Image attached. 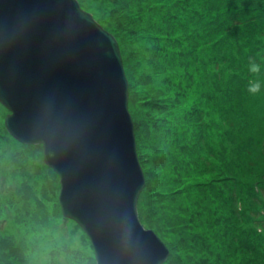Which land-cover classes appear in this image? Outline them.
<instances>
[{"label": "water", "instance_id": "obj_1", "mask_svg": "<svg viewBox=\"0 0 264 264\" xmlns=\"http://www.w3.org/2000/svg\"><path fill=\"white\" fill-rule=\"evenodd\" d=\"M119 42L78 0H0V103L16 140L41 145L64 217L96 264H165L139 216L146 187ZM114 119V120H113Z\"/></svg>", "mask_w": 264, "mask_h": 264}, {"label": "rangeland", "instance_id": "obj_2", "mask_svg": "<svg viewBox=\"0 0 264 264\" xmlns=\"http://www.w3.org/2000/svg\"><path fill=\"white\" fill-rule=\"evenodd\" d=\"M84 1L89 9L83 8L94 12L97 21L102 18L114 26L108 0ZM160 3L156 0L152 5ZM242 16L248 23L247 15ZM229 38L223 41L226 46L235 42ZM193 67L194 73L187 77L184 105L195 103L204 109L213 156L205 150L201 155L210 159L211 165L205 170L204 163H199L197 146L195 152L184 155L195 169L180 184L175 183L173 191L183 190L164 200L153 195L149 198L151 214L142 219L139 213L140 220L167 244L168 264H264V206L259 200L264 195V67L259 73H244L246 84L239 92L235 80L228 83L222 77L207 91L194 76L210 81L217 76L210 65L198 62ZM251 81L260 84L255 94L248 91ZM9 114L0 103V239L10 243L14 251L9 254L11 260L23 253L28 264H96L88 235L62 214L59 181L44 162L43 148L25 145L11 136L5 126ZM186 134L191 139L192 134ZM148 167H153L152 160ZM203 181L207 182L187 188ZM158 184L156 178L151 195L160 190ZM201 219L211 222L204 224Z\"/></svg>", "mask_w": 264, "mask_h": 264}, {"label": "trees", "instance_id": "obj_3", "mask_svg": "<svg viewBox=\"0 0 264 264\" xmlns=\"http://www.w3.org/2000/svg\"><path fill=\"white\" fill-rule=\"evenodd\" d=\"M108 1L115 24L110 27L107 20L99 21L117 38L129 78V108L146 175V187L139 199V213L144 219L151 214L149 198L153 195L164 200L183 190L173 191L175 183L180 184L195 169L184 155L195 152L197 146L199 163H204L205 170L211 165L210 159L204 160L201 155L205 150L213 156L204 109L195 103L184 105L187 77L194 73V64L201 62L210 65L217 78L210 81L194 76L199 86L203 83L207 91L212 90L213 83L222 77L228 83L235 80L239 92L246 84L244 73L253 74L248 67L250 61L264 67V0H158V7L152 5L156 0ZM81 2L88 10L86 1ZM242 14L247 15L248 23L242 20ZM226 37L235 42L226 46ZM194 126L198 130H193ZM187 132L192 134L191 139ZM149 160L153 167H148ZM49 169L61 189L58 174ZM156 178L160 190L151 195ZM204 182L190 183L187 188ZM206 184L214 189L212 183ZM259 200L264 206V195ZM201 220L204 224L211 222ZM10 253H14L10 243L0 239V264H28L23 253L15 261Z\"/></svg>", "mask_w": 264, "mask_h": 264}, {"label": "clouds", "instance_id": "obj_4", "mask_svg": "<svg viewBox=\"0 0 264 264\" xmlns=\"http://www.w3.org/2000/svg\"><path fill=\"white\" fill-rule=\"evenodd\" d=\"M249 71L253 73H259L260 65L256 64L254 61L249 63ZM260 90V84L258 81H251L248 86V91L251 94H255Z\"/></svg>", "mask_w": 264, "mask_h": 264}, {"label": "bare ground", "instance_id": "obj_5", "mask_svg": "<svg viewBox=\"0 0 264 264\" xmlns=\"http://www.w3.org/2000/svg\"><path fill=\"white\" fill-rule=\"evenodd\" d=\"M114 120V119H113Z\"/></svg>", "mask_w": 264, "mask_h": 264}]
</instances>
